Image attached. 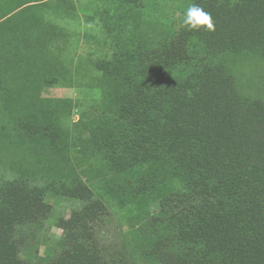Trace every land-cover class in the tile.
<instances>
[{"label": "trees", "instance_id": "trees-1", "mask_svg": "<svg viewBox=\"0 0 264 264\" xmlns=\"http://www.w3.org/2000/svg\"><path fill=\"white\" fill-rule=\"evenodd\" d=\"M174 1L181 6L178 30L141 46L134 58L141 71L114 96L127 141L107 144L116 154L110 164L146 169L149 178L134 197L156 202L141 234L130 233L138 235L132 242L142 246L147 230L151 244L141 256L149 264H264V100L243 96L229 68L245 51L264 58V0ZM33 2L0 0L4 50L17 52L19 41H31ZM184 2L209 13L215 30H190ZM96 194L66 179L42 185L22 177L0 180V264H130L89 236V223L108 212L107 194ZM48 195L84 205L62 222L56 259L22 261L21 232L35 239L50 211Z\"/></svg>", "mask_w": 264, "mask_h": 264}, {"label": "rangeland", "instance_id": "rangeland-1", "mask_svg": "<svg viewBox=\"0 0 264 264\" xmlns=\"http://www.w3.org/2000/svg\"><path fill=\"white\" fill-rule=\"evenodd\" d=\"M33 4L28 13L37 26L29 33L31 41H19L17 52L0 47V180L22 177L42 185L66 179L90 185L97 197L106 193L108 212L99 222L89 223V236L110 256L149 264L141 256L151 244L147 230L139 238L142 246H135L132 236L138 235L130 234H141L156 211L154 199L134 197L149 173L111 165L116 154L107 144L115 138L127 141L120 134L125 125L114 101L119 84L141 71L134 61L141 46L178 30L181 6L174 0ZM14 34V39L20 38ZM229 68L243 96L264 100L262 54L245 51L231 59ZM144 87L151 89V83ZM46 201L50 211L35 239L30 240L27 229L21 232L22 261L56 259L65 236L62 222L84 205L62 195H48Z\"/></svg>", "mask_w": 264, "mask_h": 264}, {"label": "clouds", "instance_id": "clouds-1", "mask_svg": "<svg viewBox=\"0 0 264 264\" xmlns=\"http://www.w3.org/2000/svg\"><path fill=\"white\" fill-rule=\"evenodd\" d=\"M183 23L189 26L190 30H215L211 15L197 6H191L186 10Z\"/></svg>", "mask_w": 264, "mask_h": 264}]
</instances>
